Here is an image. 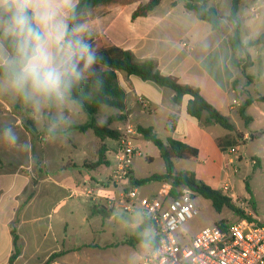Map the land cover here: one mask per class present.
<instances>
[{"label": "crops", "instance_id": "1", "mask_svg": "<svg viewBox=\"0 0 264 264\" xmlns=\"http://www.w3.org/2000/svg\"><path fill=\"white\" fill-rule=\"evenodd\" d=\"M146 1L136 0L123 6L95 8L88 15L87 29L92 33L90 41L105 36L113 45L130 51L135 61H154L162 75L173 76L180 84L197 88L208 103L228 118L234 130L227 131L216 124L198 122L186 114L185 106L188 96H184L179 104H174L173 92L170 89L160 87L151 81H142L136 76H126L123 73H117V81L126 94V108L119 113L126 116L124 120L129 121L134 115L131 112L134 111L135 116L160 112L166 123L170 115H175L174 130L166 131L168 133L166 139L171 137L197 149L198 156L194 162L195 175L205 184L218 190L223 183L229 184L235 193V202L248 201L251 208L245 209V213L252 220L264 225L255 212L257 186L254 184L255 168L264 167V133H262L264 132V102L257 100V97L264 96L259 89V85L264 86V69L258 74L250 73L255 60L264 67V46L248 48L252 64L245 72L252 77V80L247 81L240 68H233L230 64L231 50L228 38L232 34V24L229 21L222 20L220 29L213 31L208 23L198 20L192 11L185 8V0H161L147 15L132 19L131 15L136 7ZM206 1L209 6L217 10L219 15L225 17L229 14V0ZM250 1L252 6L249 11L254 14L251 19H255L259 0H241L237 12L240 38L243 43L256 38L254 36L242 38V29L245 28V20L248 18L245 12ZM183 42L186 46L182 44ZM130 95L132 102L131 107H128ZM245 100L251 101L245 109V116L248 118L246 124L238 115V107ZM234 101L237 105L230 108ZM137 126H141L140 123H136L135 127ZM20 129L25 132L23 127L20 126ZM118 129L121 128L118 127ZM217 140H220L222 150L217 146ZM232 146L237 148L236 153L228 156L226 149ZM147 159L151 160L150 157ZM258 175H264V172L260 171ZM6 176L28 179V175L23 178L15 171H2L0 167V178ZM245 181L248 183L251 194L248 195L245 192L246 196L241 198L237 196L236 184L239 183L245 191ZM35 187L36 185H32L29 188L35 189ZM3 188L1 183L0 231L3 236L4 255L0 262H6L12 251L10 230L15 228L20 253L13 264H43L53 253H60V255L49 264H72L70 255H74L77 250L85 246L72 247L67 240L66 223H64L62 234L57 235L51 232V214L58 201L47 198L37 199L36 202L34 197L24 199L21 196L26 188H21L9 196L10 188ZM102 197L99 196V198ZM219 221L222 222L225 219L220 218L213 223ZM142 223L141 215L130 222L133 233ZM20 228L23 229L21 233ZM150 228L153 230L150 225L143 228L138 236H153L145 233ZM135 243L144 242H134L130 246L134 247ZM148 246L150 250L151 246ZM38 255L40 257H37Z\"/></svg>", "mask_w": 264, "mask_h": 264}, {"label": "rangeland", "instance_id": "2", "mask_svg": "<svg viewBox=\"0 0 264 264\" xmlns=\"http://www.w3.org/2000/svg\"><path fill=\"white\" fill-rule=\"evenodd\" d=\"M257 5L255 19H251L254 14L249 11L252 1L246 8L245 15L248 18L245 20V28L242 29L243 39L257 37L260 31L264 32V0H259ZM240 56L242 55L236 54V57ZM262 69L264 67L255 60L250 73L258 74ZM259 89L264 93V86L259 85ZM130 97L131 95L128 99V107H131ZM15 104L17 105V100L10 96H0V127L11 126L19 138L18 143L13 147L0 142V162L2 164L0 167L2 171H15L23 178L28 175V179L11 176L0 178V184L2 183L5 189L10 188L11 190L8 195L11 196L21 188H26L21 196L24 199L34 197L36 202L37 199L47 198L58 201L51 214V232L57 235L62 234L64 223H66L67 240L72 247L85 246L77 250L74 255H70L72 264H138L146 255H144L145 251L149 252V246L144 243H135L132 247L124 241L133 234L130 222L138 219L140 213L126 214L114 209L108 218L90 213L94 203H104L99 196L112 197L118 194V190L114 189L109 177L112 168L116 165V141L105 139L103 143L109 165L89 167L88 165L97 160V150L101 143L91 130L81 132L72 128L88 120L86 113L76 104L68 101L63 106L46 108L40 115H36L33 111L27 112L26 110H31L28 106L15 107ZM118 113V109L102 106L95 119L98 123H106L109 117ZM131 113L134 115L129 119V123L135 129L136 123H140L142 127L151 126L157 137L165 142L168 133L165 130L166 122L162 113H151L150 115L142 113L136 116L135 111ZM25 118L34 121L36 136L26 134L25 130L23 132L20 129V126L24 129ZM124 121H114L111 127L122 129L125 125ZM133 144L141 152L140 157L135 156L131 161L134 177L144 178L164 172L163 161L159 157L157 148L151 142L144 140L141 135H136ZM194 169V163L174 160L175 172L183 170L194 172ZM260 171L264 172V167L255 168L254 184L257 186L255 212L264 222V175H258ZM126 184L125 182L124 185ZM164 184L165 182H150L137 187L138 199L145 200L162 194ZM32 185H36L35 189L29 188ZM236 193L241 198L246 196L239 183L236 184ZM8 195L3 194V196ZM195 199L198 214L178 228L177 234L180 242L189 240L204 227L214 224L213 222L217 219L223 218L225 221L222 222L227 224L239 220L226 208L219 215L213 210L210 201L201 196L196 195ZM247 202L240 200L234 204L246 214L245 209L250 210L251 208ZM19 231L21 233L23 229L20 228ZM145 233L155 234L151 228ZM3 245V236L0 231V261L4 255ZM5 263L0 262V264Z\"/></svg>", "mask_w": 264, "mask_h": 264}, {"label": "trees", "instance_id": "3", "mask_svg": "<svg viewBox=\"0 0 264 264\" xmlns=\"http://www.w3.org/2000/svg\"><path fill=\"white\" fill-rule=\"evenodd\" d=\"M134 1L136 0H79L75 23H81L87 27L88 15H90L95 8L123 6ZM160 1L161 0H147L144 4H139L133 11L131 18L135 19L136 17L147 15V13L153 10ZM229 2L230 11L225 17L219 15L214 7L207 4L206 0H185V8L192 11L198 20L208 23L213 31L220 29L222 20H227L232 24V34L228 38L231 50L230 64L233 68H240L241 73L246 80L251 81L252 77L245 72L252 64L248 48L264 46V32L260 33L256 38L243 43L240 38V22L237 17L238 7L241 0H229ZM90 42L100 51L105 60V65L100 67V70L104 73L105 77L104 92L101 93L95 88L93 85V78L89 77L73 88L68 100L76 104L88 117L86 123L72 128L78 129L81 132L91 130L101 143V146L97 150L98 158L93 164L88 165L89 167L96 168L101 164L109 165V162L105 157L106 149L103 142L105 139L114 141L118 140L121 132L118 128L111 127V124L114 121H123L126 117L121 114L126 108V94L118 84L117 73H123L126 76H136L142 81H151L160 87L170 89L173 92L172 102L174 104H179L184 96H188L185 106L186 114L188 116L202 124H216L227 131L234 130V127L229 122L228 118L208 103L197 88L180 84L173 76L162 75L157 70L154 61H135L130 51L113 45L105 36H100L96 40ZM237 53L241 54L243 57H236ZM257 100L264 102V96L257 97ZM250 102V100H245L238 107V115L245 124L248 121V118L245 116V109ZM16 106L24 107V105L18 100L17 105L15 104V107ZM102 106L118 109L121 113L112 115L107 119L106 123H98L95 116L99 111V108ZM26 111L32 112V110ZM23 122L24 130L31 136H36L37 130L34 126V121L25 118ZM175 123L176 116L170 115L165 125V130L168 132L173 131ZM136 132L141 135L144 140L151 142L157 148L159 157L163 161L164 172L161 174H152L144 178H135L131 171L127 187L137 188L150 182H165L171 185L169 192L171 197L179 195L180 191L178 188H188L195 195L201 196L210 201V204L216 213L219 214L224 208H226L239 219L244 218L252 220L249 215L244 214V212L234 204V201L230 197L224 195L220 190L205 184L195 175L194 172L174 171V160L188 161L191 163H194L197 160L198 151L196 148L171 137H168L165 142H163L157 137L152 127L137 126ZM216 144L219 149H223L220 140H217ZM244 189L248 195L251 194L246 181L244 182ZM111 212L112 210L110 208H107L98 202V204H93L90 213L91 215H99L102 218H108L111 215ZM217 224L220 226L224 225L221 221L217 222ZM148 225H150V222L143 218V223L135 229L134 233L130 235L124 243L133 245L134 242H144L151 247H156L158 240L157 236H138L140 231L143 228L148 227ZM10 234L12 238V251L5 264H13L20 253L18 236L15 229H11ZM59 255L60 253L51 254L43 264H49Z\"/></svg>", "mask_w": 264, "mask_h": 264}, {"label": "clouds", "instance_id": "4", "mask_svg": "<svg viewBox=\"0 0 264 264\" xmlns=\"http://www.w3.org/2000/svg\"><path fill=\"white\" fill-rule=\"evenodd\" d=\"M79 0H0V96H10L40 115L65 105L89 77L105 88L104 57L86 25L75 23ZM19 141L11 126L0 142Z\"/></svg>", "mask_w": 264, "mask_h": 264}, {"label": "built area", "instance_id": "5", "mask_svg": "<svg viewBox=\"0 0 264 264\" xmlns=\"http://www.w3.org/2000/svg\"><path fill=\"white\" fill-rule=\"evenodd\" d=\"M236 105L234 101L230 108ZM124 123L116 140V165L109 175L118 194L103 196L102 204L126 214L139 212L150 222L158 240L156 247H151L138 264H264V225L255 220L243 218L223 226L215 223L189 240L179 241L178 228L198 214L196 195L188 188H178L179 195L171 197V185L165 183L162 194L138 199L137 189L124 183L129 182L133 157H140L141 152L133 144L136 129L128 120ZM236 150L235 146L228 147L226 154L231 156ZM219 190L235 202L236 196L229 184L223 183Z\"/></svg>", "mask_w": 264, "mask_h": 264}]
</instances>
